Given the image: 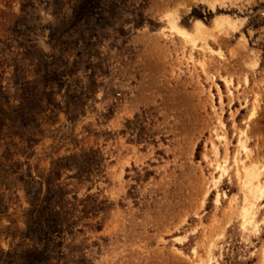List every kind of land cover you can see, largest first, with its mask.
Wrapping results in <instances>:
<instances>
[{
    "label": "rangeland",
    "instance_id": "obj_1",
    "mask_svg": "<svg viewBox=\"0 0 264 264\" xmlns=\"http://www.w3.org/2000/svg\"><path fill=\"white\" fill-rule=\"evenodd\" d=\"M237 164L264 0H0V264H264Z\"/></svg>",
    "mask_w": 264,
    "mask_h": 264
},
{
    "label": "bare ground",
    "instance_id": "obj_2",
    "mask_svg": "<svg viewBox=\"0 0 264 264\" xmlns=\"http://www.w3.org/2000/svg\"><path fill=\"white\" fill-rule=\"evenodd\" d=\"M200 23H196V27L199 28ZM172 28L175 29L179 35L184 37L188 43L191 45H194L195 43V38L190 37V34L184 29L176 24L172 25ZM254 112L250 117H248L245 121L246 129L248 128V123L249 119H251L252 116H254ZM245 129L240 132V134H245ZM241 139L239 142L241 143ZM241 147L245 150H247L246 146L244 143L241 144ZM237 154V153H236ZM237 156L235 157V163H238ZM228 162V157L223 158V162L220 164L217 162L216 169L223 168V174L227 170L225 168L226 164ZM236 175L238 178V181L240 182L241 185V190L244 192V202L242 206L240 207L239 210V217L241 220V226L244 230H252L254 231L255 229H259V225L257 222V210H258V203L261 197H263V189H264V184L262 183V180L260 179L261 177V172L259 171V168L257 165H250L248 167L244 166L243 164L239 165L237 164V170H236ZM222 175H220L221 177ZM215 179V178H213ZM217 180V178H216ZM217 184V181H216ZM215 184V185H216ZM219 195H217L218 199ZM245 232V231H244ZM245 237V236H244ZM212 248V247H210ZM208 258V257H207ZM206 260V259H204ZM203 260V262H204ZM208 261H205L206 264H213L211 256H209ZM202 262V263H203Z\"/></svg>",
    "mask_w": 264,
    "mask_h": 264
}]
</instances>
